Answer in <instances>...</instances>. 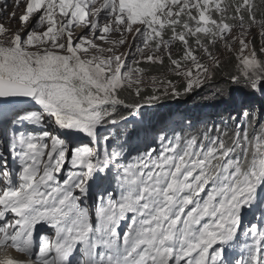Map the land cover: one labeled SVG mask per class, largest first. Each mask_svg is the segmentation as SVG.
Wrapping results in <instances>:
<instances>
[{
  "label": "snow or ice",
  "instance_id": "snow-or-ice-1",
  "mask_svg": "<svg viewBox=\"0 0 264 264\" xmlns=\"http://www.w3.org/2000/svg\"><path fill=\"white\" fill-rule=\"evenodd\" d=\"M21 4L19 23L31 27L8 35L0 24V130L10 132L19 162L15 172L6 160L0 166V264H74L76 253L75 264H232L226 246L241 231L250 243L234 264H264V225L241 227L244 209L264 206V126L251 137L243 123L231 135L161 134L157 155L152 149L128 163L123 147L109 150L110 136L100 132L127 121L121 107L139 115L181 94L172 80L151 76L152 94L142 95L149 69L139 64L163 66L166 58L188 94L214 79L221 59L213 50L221 44L236 53L229 80L264 94V0H16ZM76 27L85 31L74 40ZM254 28L259 51L248 39ZM112 33L119 39L109 40ZM129 36L128 51L118 53ZM243 117L255 120L247 110ZM41 124L53 131L26 130ZM69 162L78 171L58 179ZM109 175L120 199L102 203L93 223L88 189ZM41 222L54 238L37 245Z\"/></svg>",
  "mask_w": 264,
  "mask_h": 264
},
{
  "label": "rangeland",
  "instance_id": "rangeland-1",
  "mask_svg": "<svg viewBox=\"0 0 264 264\" xmlns=\"http://www.w3.org/2000/svg\"><path fill=\"white\" fill-rule=\"evenodd\" d=\"M98 2H99V0H98ZM256 2L259 3L260 0H256ZM13 12H15V18H13L11 16V13H13ZM23 14H24V4H21L19 7H17L16 6V0H7V6L5 7V0H0V24H3L4 27L6 29H8V33H7L8 35H14L17 31H20L21 33H23L24 31H26V29L28 27H31V22L27 26H22L19 23V17ZM43 30H44L43 28L37 29V31H43ZM84 31L85 30L80 28V27L74 28L73 29V39L75 40L76 37L82 35L84 33ZM259 31H260L259 28H254L252 30L251 35L248 36L249 40H253V38H254V47L257 49V51H259V49L261 47V38L259 35ZM238 33H239V29H236V30H234L232 35H237ZM89 38H91V34H89ZM118 39H119V34H117V33H112L109 35V40H118ZM97 42L99 43V41H97ZM131 43H132V39H131V36H129L128 37V44L124 45V46H119L117 48V52L118 53H126L128 51V45H130ZM104 46L109 47L110 45H104ZM233 47L238 50L239 44L238 43L234 44ZM178 49H179L178 45L174 46V48H173L174 54H178ZM213 51L221 59V68L216 70L214 79L207 82L202 87H195L188 94L183 93V81L181 80V78L176 77L173 74H170L168 72L169 62L166 58L164 60V64H166L167 68H166V70L164 68L165 71H162L159 73H153L151 71L153 64H149V63L139 64L138 65L139 67L149 69V71L146 73L144 91H143L142 95L147 96V95L152 94L153 85L151 84L150 80L147 79L148 77H151V76H156V77L166 78V79L172 80L176 84V87L178 89H180V91H181V94L179 96H172L171 94H169L167 96H163L162 99L159 100V101L162 100L161 102H159V103L156 102L150 106L147 105L144 107L146 109H149L153 106H156V105H159L160 103H163V101H167V100L172 99V98L178 99V98H181L184 96L191 98V97L197 96L194 99L195 100L194 101V108H200L201 106L199 104L206 105V104L212 103L211 99H215V100L220 99V96H222L225 93L224 91H226V90H223L222 79L224 77H228L229 74H231L232 72H237V69H236V63L237 62L235 59L236 53L225 51L222 44L218 45V49H214ZM128 59H129V61H131L132 58L129 57ZM157 65H160V64H157ZM230 70H233V71L231 72ZM226 74H228V75H226ZM220 78H222V79H220ZM231 84L233 85L232 93L237 100H239V99L236 97V95L240 98H246V99H248V97H251V96H249V94L257 95L258 98L252 100L251 104L255 108L254 114L256 116V119L260 120V123H262L264 121V101L260 100V98L262 97V99H264V94H262L261 92H253L251 89L247 88L243 83H240V84L231 83ZM232 85H231V87H232ZM213 93H216V95H211ZM157 94H159V93H157ZM227 98H229V97H227ZM224 105L225 104H219L220 107H224ZM144 107H142L140 109V113L144 109ZM121 108H123V107H121ZM174 110H175V108H174ZM208 112L213 113L216 116L219 114V108L216 104L211 105V109L208 110ZM123 115L130 116L129 113H126ZM131 118H132V116L129 117L127 119V121H125L123 123H119L118 125H121L120 128L129 129L130 125L134 126V123L137 125L140 123L139 120H136L135 118H132V119ZM130 120H132L133 123L129 122ZM194 120H201V119H194ZM42 125H43V127H46V130L53 131V129L49 128L47 124H42ZM100 132H101V135H107L109 133V129L106 128L104 130L103 128H101ZM60 134L63 135V133H60ZM71 139L73 141V144H76L78 142L75 137H72ZM2 148L4 149L5 147H2Z\"/></svg>",
  "mask_w": 264,
  "mask_h": 264
},
{
  "label": "trees",
  "instance_id": "trees-1",
  "mask_svg": "<svg viewBox=\"0 0 264 264\" xmlns=\"http://www.w3.org/2000/svg\"><path fill=\"white\" fill-rule=\"evenodd\" d=\"M261 11L264 12V9H261ZM259 18L260 17L258 16V19ZM164 68L166 70V68H167L166 64H164L163 66L154 64V65H152L151 71L153 73H159V72L165 71ZM230 71L232 72L233 70H230ZM234 74H236V72H232L229 75H234ZM226 75H228V74H226ZM220 79H222V78H220ZM222 82H223L222 83L223 90H226V91H224L225 96L220 98L221 101L226 102V103L228 101H230V102L234 101L236 98L234 97V95L232 93V89H233V85L231 84L232 82L229 80L228 77H224L222 79ZM231 85H232V87H231ZM122 95L127 96V93H122ZM215 95H216V93H215ZM249 96H251V97H248L250 99H257L258 98L257 95H253V94H249ZM227 97H229V98H227ZM132 99H133L132 97H128L129 101H131ZM172 99H169V100H172ZM161 101H158V103ZM163 102H165V101H163ZM244 105L245 104H242L243 109H245ZM168 106H170V105H164L163 107L160 106L162 108H159L158 110L154 111L152 114H150L149 111L143 112L141 114V116L144 120V124L146 125V127L149 129H164V127L166 126L167 127L166 128L167 133L175 134V133L181 132L182 127L185 126V124H183V122L179 118H176V121H174V119H175L174 118L172 120V122L165 125V119H167V117L172 115V113H173V109L171 107L169 108ZM237 108H238V106L223 108L220 115L223 118L222 124H224L225 127L231 126L232 129H236V128H234L235 122L233 120V117L235 115L234 113L236 112ZM248 108L249 109H246V110L249 111L250 113H253L250 110V106H248ZM119 112L123 115V114L128 113V110L125 108H120ZM249 119L251 122L249 123V121H245L244 124L248 128V132L250 134L251 131L253 130V126H254V125H252V123L253 122L257 123V119H255V120H251V118H249ZM197 121H201V122H199L198 124H195V126H196L195 130L192 131V130H189L188 128L183 129V131H185V135L197 136L198 138H202L205 132H207L210 136L217 135V130H219L220 133H223L221 126H218L217 128H215L212 125H207L205 120H203V119L197 120ZM225 122H227V124ZM120 127H121V125H118V124L115 126L105 125L103 127V129L105 130L106 128H108L110 136L119 137V136H121L127 132L126 129H122ZM214 131H215V134H213Z\"/></svg>",
  "mask_w": 264,
  "mask_h": 264
},
{
  "label": "bare ground",
  "instance_id": "bare-ground-1",
  "mask_svg": "<svg viewBox=\"0 0 264 264\" xmlns=\"http://www.w3.org/2000/svg\"><path fill=\"white\" fill-rule=\"evenodd\" d=\"M211 95H215V93H213ZM223 96H225V94L220 96V98ZM196 97L197 96L190 98V97L184 96V97H181L178 99L175 98L172 100H167V101L163 102V104H165V105L173 104L175 106L176 117H180L184 120L203 119V120H205L207 125H212L215 128H217L218 126H221L223 132L226 130V131H228L229 135H231L235 131V129H232L231 126L225 127L224 124H222L223 118L221 117L220 114L212 117L210 115V113L208 112V110H210L211 105L216 104L220 110L219 112H222L223 108L232 107V106L233 107L234 106H240L242 103H245L244 101L246 98H240V97L236 96L240 101L235 99L234 101H232V102L228 101L227 103L221 101V99H217V100L211 99L212 103L206 104V105L199 104L201 106L200 108H194V101H195L194 99ZM261 99H262V97L260 98V100ZM246 100H247L248 104H251L252 103L251 101L254 99L248 98ZM219 104H225V105H224V107H220ZM168 107H171V106H168ZM233 120L235 122L234 128H237V126L241 123H243V124L245 123V120L237 114L234 115ZM174 121H176V118L174 119ZM225 123L227 124V122H225ZM259 123H260V120H257V123H255V122L252 123V125H254V126H253V130L249 134L250 137L261 131L262 126H264V121L260 124ZM213 134H215V131ZM213 136H215V135H213ZM3 139H4V141H6L5 137ZM6 143L9 146L10 155L14 154V152H12L10 149V143H8L7 141H6ZM9 254L13 255V256L16 255L11 250H10ZM2 255H3V253H0V256H2Z\"/></svg>",
  "mask_w": 264,
  "mask_h": 264
},
{
  "label": "clouds",
  "instance_id": "clouds-1",
  "mask_svg": "<svg viewBox=\"0 0 264 264\" xmlns=\"http://www.w3.org/2000/svg\"><path fill=\"white\" fill-rule=\"evenodd\" d=\"M261 100L264 101V99H261ZM244 102H245V103H242V104H245V105H244V108H245V109H249V108H247V106H250V110L254 113V111H255L254 106H253L252 104H248L246 99H245ZM242 104H241L240 106H242ZM164 105H165V104L160 103L159 105L153 106V107H151V108H149V109H146V108L144 107V109L141 111V113H140L139 115H130V116H127V117L129 118V117L132 116V118H135L136 120H139V121H140L139 125H140V124L145 125V124H144V120H143L141 114H142L143 112H146V111H149V113L152 114L154 111L158 110L159 108H162ZM169 105L171 106V108H172V107L175 108V106H174L173 104H169ZM145 106H147V105H145ZM160 106H162V107H160ZM169 108H170V107H169ZM226 108H227V107H226ZM210 109H211V108H210ZM210 115H211L212 117L215 116L213 113H210ZM132 118H131V119H132ZM177 118H180V117H177ZM255 119H256V116H255ZM257 120H258V119H257ZM131 121H132V120H130L129 122H131ZM189 121H190V122H189ZM189 121L186 122L185 120H182L183 124H185V125H188V124H190V123H194V122H195L194 119H191V120H189ZM199 122H201V121H196L195 123L198 124ZM135 126H137V124H135V123H134V126H131V125H130V127H132V128L135 127ZM195 128H196V126H194L193 130H195ZM126 130H127V132L125 133V135H127L128 132H131V130H129V129H126ZM121 136H122V135H121ZM122 137H123V136H122ZM67 164H68V163H67ZM258 221H259V220H257V219H252V218H251V219L248 221V223H256V222H258Z\"/></svg>",
  "mask_w": 264,
  "mask_h": 264
}]
</instances>
